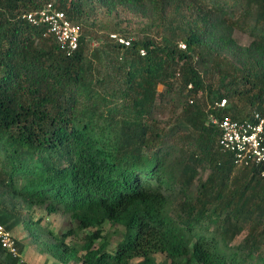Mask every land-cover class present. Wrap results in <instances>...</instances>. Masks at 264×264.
<instances>
[{"label":"trees","instance_id":"trees-1","mask_svg":"<svg viewBox=\"0 0 264 264\" xmlns=\"http://www.w3.org/2000/svg\"><path fill=\"white\" fill-rule=\"evenodd\" d=\"M48 3L80 28L70 55L23 17ZM99 12L113 33L87 54ZM263 91L264 0H0V224L20 256L0 264H27L19 225L58 264H264V180L208 123L262 113ZM36 209L67 226L45 234Z\"/></svg>","mask_w":264,"mask_h":264},{"label":"built area","instance_id":"built-area-1","mask_svg":"<svg viewBox=\"0 0 264 264\" xmlns=\"http://www.w3.org/2000/svg\"><path fill=\"white\" fill-rule=\"evenodd\" d=\"M33 26H44L46 33L52 36L58 45L68 55L78 49L80 28L68 19L66 14L58 10L52 3L23 16ZM110 37L125 47L130 45V39L118 34ZM184 48V45H180ZM144 56L145 51L141 50ZM264 106V91L262 93ZM226 100L214 104L223 108ZM208 123L219 131L218 146L223 153L232 156L236 166H256L264 180V111L254 112L251 119L244 121L232 120L228 117L218 118L214 115L208 117ZM0 247L13 258H19L18 247L12 233L0 224Z\"/></svg>","mask_w":264,"mask_h":264},{"label":"rangeland","instance_id":"rangeland-1","mask_svg":"<svg viewBox=\"0 0 264 264\" xmlns=\"http://www.w3.org/2000/svg\"><path fill=\"white\" fill-rule=\"evenodd\" d=\"M113 14L116 15V19L119 21H122V27H128V29L131 31V37L134 38L137 33V29L141 27L143 23H139L136 21H129V16L126 15L123 11H117L113 12ZM92 20H89L87 23H84L81 25L82 27V33L86 35L88 38V45H87V54L92 52L93 50L99 49L100 44L102 43V39L97 40V38L101 37L103 34H110L113 33L112 31V23L115 21L114 15L111 14H105L103 12H99L96 14H93L91 17ZM124 29V28H123ZM154 39H157V36L154 32L149 33ZM234 38L238 41V44L241 46L248 45L252 38L247 34L243 33L237 29L233 30ZM162 35V34H161ZM103 61L105 63H108L109 58L108 56L104 55ZM97 67H99L98 64H96ZM159 91L163 90L162 86L158 87ZM172 104V103H170ZM164 121L168 120V123L171 119V108L166 107L165 113L160 117ZM208 172L207 170L204 172H201L200 179L204 180L207 176ZM21 214L23 219H28V212L20 208L18 211V214ZM32 220L36 221L38 219H41V225H42V231L47 234L48 231H53L59 228H64L67 226V218L64 215L56 214V215H46L42 210L36 209L32 214ZM108 228V226L105 227V230ZM14 235L20 240H25L24 248H23V255L22 260L26 262L27 264H58L55 262L52 258H50L47 254L40 253V248L32 241L31 238H28L27 232L25 229L22 228L21 225H19L15 231L13 232ZM82 234L79 235V238H81ZM243 235H240V237L236 238L235 243H238L241 241ZM77 238H72V241H75ZM118 241L117 238H114V244ZM113 244V245H114Z\"/></svg>","mask_w":264,"mask_h":264}]
</instances>
